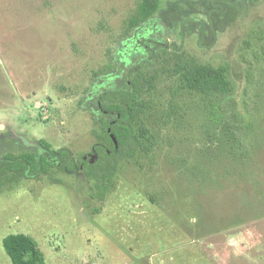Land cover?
Here are the masks:
<instances>
[{"label":"rangeland","instance_id":"374dc122","mask_svg":"<svg viewBox=\"0 0 264 264\" xmlns=\"http://www.w3.org/2000/svg\"><path fill=\"white\" fill-rule=\"evenodd\" d=\"M136 1L0 0V159L45 153L58 179L0 187V264L11 233L33 238L43 264H264V69L241 58L264 40V0H157L131 27ZM162 45L225 67L253 154L228 159L222 110L162 75L142 149L99 199L79 162L98 142V98Z\"/></svg>","mask_w":264,"mask_h":264},{"label":"trees","instance_id":"16d2710c","mask_svg":"<svg viewBox=\"0 0 264 264\" xmlns=\"http://www.w3.org/2000/svg\"><path fill=\"white\" fill-rule=\"evenodd\" d=\"M157 6V0H137L128 17L129 26L135 27L144 22ZM162 46L170 53L156 58L150 65L153 67L138 65L130 69L124 89L103 92L98 98L101 113L96 144L98 156L91 162H85L83 173L92 181L94 196L99 199H104L115 188L113 182L119 164L142 149L148 137L146 126L149 115L152 113L155 116L158 110L152 94L156 92L153 90L154 81L162 75L174 81L178 85L177 90L199 95L209 107L222 110L226 140L220 151L229 156L226 158L240 161L253 154L255 140L244 124L236 102L229 97L232 84L225 67L199 64L177 47ZM241 58L251 69H264V40L242 52ZM253 102V88L249 86L244 100L249 114L252 113L250 107ZM44 147L50 151L48 145ZM50 152L57 155V152ZM58 154L61 160H66V150H60ZM80 162L83 163L82 158ZM55 172L53 163L45 155L38 158L32 153L8 154L0 159V187L11 186L21 177L38 175H46L55 183L58 182ZM2 245L12 264H43L44 257L35 240L24 233L8 234L3 238Z\"/></svg>","mask_w":264,"mask_h":264},{"label":"flooded vegetation","instance_id":"af4514ba","mask_svg":"<svg viewBox=\"0 0 264 264\" xmlns=\"http://www.w3.org/2000/svg\"><path fill=\"white\" fill-rule=\"evenodd\" d=\"M92 152H93V153H88V154L82 156V161H83V163H81L80 160H79V162H80V168H83V167H84L85 162H91L94 158H96V157L98 156L96 146L93 147ZM42 155H45V156L47 157V159H48L51 163H53V161H51L45 153L42 154ZM36 156H37L38 158H40L41 155H36ZM56 156H59L58 152H57V155H56ZM58 158H59V157H58Z\"/></svg>","mask_w":264,"mask_h":264},{"label":"water","instance_id":"95a60500","mask_svg":"<svg viewBox=\"0 0 264 264\" xmlns=\"http://www.w3.org/2000/svg\"><path fill=\"white\" fill-rule=\"evenodd\" d=\"M108 131H109V129H108ZM110 136H111V138L113 139V141L115 142V138H114V136H113L112 134H110Z\"/></svg>","mask_w":264,"mask_h":264}]
</instances>
